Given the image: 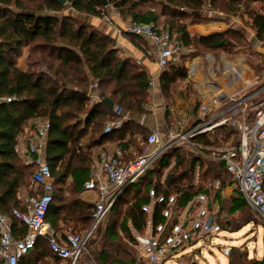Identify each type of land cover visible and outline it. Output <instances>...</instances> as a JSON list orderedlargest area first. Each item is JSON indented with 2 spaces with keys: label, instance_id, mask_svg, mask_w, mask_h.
<instances>
[{
  "label": "trees",
  "instance_id": "1",
  "mask_svg": "<svg viewBox=\"0 0 264 264\" xmlns=\"http://www.w3.org/2000/svg\"><path fill=\"white\" fill-rule=\"evenodd\" d=\"M154 1L162 4L161 13L152 7L143 8ZM219 1L107 0L108 4L104 6L103 0H65V3L60 0H0V212L10 218L12 229L20 225L23 235L26 234V227L14 218L12 211L15 208L24 210V200L19 198V193L29 188L36 171V166L26 164L17 152L18 138L27 127L35 128L38 121L50 124L45 161L52 172L54 194L46 220L60 234L67 231L85 233L92 225V207L83 203L78 195L89 180L93 148L114 134H118L120 139L127 135L131 138L139 135L143 137V146L131 143L138 153H142L150 133L130 121H124L120 130L103 133L105 124L114 120L115 116L102 101L91 103L87 93L92 84L98 85L101 100L109 97L115 107L143 114L150 76L130 58L119 56L114 38L76 18L73 12L104 18L107 8L112 7L122 19L154 24L160 33L168 32L177 42L192 50L195 56L232 53L236 47L244 46L246 37L243 33L228 30L210 35H190L187 26L180 21L192 16L202 19L204 8L214 7ZM225 1L223 9L237 14L239 9H235L234 5L239 8L241 1ZM66 4L70 5L72 13H64ZM246 14L257 38L263 39L264 10L251 9ZM161 18L165 21L159 27ZM38 39L46 44L41 60L44 69L38 72L21 70L17 65L18 59L24 49ZM256 66L263 67L262 61ZM187 77L185 61L172 63L163 70L160 83L167 99L172 97V88L178 80ZM7 98H12V101L7 102ZM143 133L146 135L143 136ZM198 141L211 143L207 137ZM173 156H176L177 162L168 173L164 188V171ZM195 163L196 157L192 153L175 150L162 157L117 199L107 216L123 212V218L119 225L111 221L106 228L109 243L100 251L97 264H146L139 255L131 257L128 246L137 248L133 229L144 234L150 221L153 227L167 222L163 234L167 236L171 227L178 223L179 214L197 195L204 193V180L209 176L222 180L226 175L230 177L223 162H219L203 168L199 182L193 184ZM151 189L166 198L179 195L169 221L163 217L166 203L154 204L151 213L143 211L142 208L151 202ZM236 201L233 200L228 210L231 214L246 205ZM252 221L253 215L245 211L237 223L238 230ZM221 226L223 228L224 221H221ZM122 237L125 243L121 241ZM107 247L114 250L112 261ZM231 253V264H240L238 254L233 249ZM50 254L47 242L40 238L19 264H38Z\"/></svg>",
  "mask_w": 264,
  "mask_h": 264
},
{
  "label": "built area",
  "instance_id": "2",
  "mask_svg": "<svg viewBox=\"0 0 264 264\" xmlns=\"http://www.w3.org/2000/svg\"><path fill=\"white\" fill-rule=\"evenodd\" d=\"M124 31L151 44L160 71L172 63L185 61L191 62L189 73L195 75L204 65L195 62L197 56L191 59L190 49L177 42L168 32L160 33L154 24L133 23ZM256 39L257 53H248L247 56L259 64L264 58V36L259 39L256 35ZM152 53L149 51L146 56ZM204 60L208 78L204 83H193L196 100L188 103L187 112L176 113L173 105L168 106L162 97L152 96L144 104L146 111L164 106L173 116L172 122L166 126V135L151 131L142 154L133 159H126L121 148L99 157L96 170L84 185L86 191H96L98 194L91 210L92 225L85 233L67 231L59 235L46 220L53 201L54 182L50 166L42 159L41 148L46 143L50 124L44 121L36 126L35 138L29 141L27 149L30 157L28 164L36 166L30 184L32 192L23 201L24 210L15 208L12 211L14 218L27 231L22 239H14L10 218L0 212V264H19L40 238L47 242L56 259L76 264L117 199L162 157L175 150H185L196 157L193 184L199 182L201 171L207 163L223 162L231 185L242 194L255 219L264 224V70L257 73L243 56L232 61L222 55L217 62L215 56L207 54ZM149 87L152 94H162L161 85L155 79H150ZM94 88H98V85L95 84ZM6 101L11 102L12 98ZM113 115L115 119L105 125L104 134L122 127L124 110L116 106ZM202 137L209 138L211 143L199 142L198 139ZM176 162L177 158L173 156L168 173ZM165 181L166 178L162 182L164 188ZM204 184L206 189L215 192L224 189L221 179H207ZM149 196L151 202L142 208L143 211L151 213L154 204L166 203L163 217L169 221L179 195L166 198L151 189ZM194 207L195 216L189 218ZM220 220L218 211L210 207L208 194L201 193L190 202L183 216L179 214L178 223L171 227L167 236L163 235L167 222L153 227L150 221L144 234L133 229L139 256L146 264H166L191 243L194 234L206 239L217 236L222 231ZM222 252L230 256L232 248L225 247Z\"/></svg>",
  "mask_w": 264,
  "mask_h": 264
},
{
  "label": "crops",
  "instance_id": "3",
  "mask_svg": "<svg viewBox=\"0 0 264 264\" xmlns=\"http://www.w3.org/2000/svg\"><path fill=\"white\" fill-rule=\"evenodd\" d=\"M70 10H71V7H70ZM73 15L76 18H79L95 26L96 28L104 32L105 34L114 38L116 40V45L118 44L120 49H122V47L126 48L127 51L130 53V55L132 56L133 60H136L135 64L144 68L149 74L150 79L153 78L158 83H160V77L163 71H160L156 64V55L154 54V48L144 38L142 39L146 42V44L149 47V48H146V50L137 48L131 41L127 40L126 37L124 36V34H127V32H125L124 29L123 30L121 29V26L124 24L123 20H121L117 16L112 17L110 18L111 24H108L107 23V20H109L108 17H104L102 20V18L79 14L77 12H73ZM113 21L116 22L115 26H112ZM193 26H194V30L196 28L202 27L199 24H193ZM159 27H161V25H159ZM191 33L190 34L193 35V32ZM210 34H213V33L204 32L201 35H210ZM45 45L46 44L42 39H38L31 46L25 48L23 51V54L18 59V64H17L18 67L23 71H30V72L40 71L41 70L40 67H42L41 60L44 55ZM149 51L153 52L152 55L146 56V53ZM196 58L197 60L195 62L199 63L200 65L201 64L203 65V63H200L201 57H196ZM190 64L191 62L186 63L188 77L185 80H178L177 82L176 86H178V92L176 94L173 93L172 97L170 99H167L163 93L161 95L157 93L152 94L151 89L149 87V93L146 96V102H148V100L152 98V96L156 98L162 97L168 106L173 105V107L177 110L176 113L183 114L187 112L189 110L188 103L192 104V102L196 100V94L193 89V83H204L207 81V78H208L206 73H205L206 74L205 78L204 77H202V79L198 78V74L200 71L197 72L195 75L193 74L191 75L189 73ZM204 67L205 65H203V68ZM36 68H39V70L36 71ZM94 85L95 83L92 84L91 89L87 93V96L90 98L91 103L96 104V103H100L102 100L100 99V92L98 88H94ZM143 110H144L143 114L129 113L128 115H125L124 121L125 122L130 121L134 124L141 125L142 127L148 129L149 132L158 131L162 135H166V131H167L166 126L170 124L173 120V116H171V114L168 112V109L167 108L165 109L164 106H158L155 108H150L148 111H146L143 105ZM41 122H44V121H38V124ZM35 128L27 127L25 131L18 138L17 152L19 156L25 161L26 164H28V161L30 159V157L27 154L28 143L31 139L35 138ZM118 136H119L118 134H114L109 139L105 140L102 144L93 148L92 150L93 156H92V161H91L89 179L91 178L93 172L96 170L98 166L99 157L103 153L112 154L114 153L116 149L123 148L122 150L125 153L126 159H133L134 157H137L138 155L137 148L131 142L133 141L137 145L143 146L144 141L141 139V137L139 135H136L133 138H131L130 136L127 135L125 136V138L120 139ZM46 143H47V140H46ZM46 143L41 148V151H42L41 156L43 160L46 159ZM216 164H219V162H214V163L209 162L205 165L204 168L207 169L210 165H216ZM168 171H169V168H166L164 171L162 182H164L166 176L168 175ZM208 179H214V178L209 176ZM204 181L202 183L204 186V193H207L209 196L210 207L212 210H217L219 213V217L221 219L220 221H224V226L222 228V231L220 232V234L223 233V237L221 238L223 239L222 242H224V245L218 247L219 252L223 254L222 249L225 247H230L233 249L234 252L238 254L240 258V262L242 264H264L263 262L264 253L263 254L257 253L255 251L253 254H251L249 247H247L245 244L238 245L241 243L239 238L233 239L230 237L234 235L235 233H238L239 231H241L244 227L252 226V228H256L258 226L256 221L254 220L251 223L245 225L240 230H238L237 223L239 222V219L242 217L245 211H249L253 215L254 218H255V214L251 210V208L247 205L242 194L234 186L231 185L230 177L226 175L224 179L222 180L224 184V189L222 192H215L213 190L206 189ZM70 182L71 181H69V183ZM29 191L32 192L31 185L29 186V188L27 189L25 188L20 191L19 198L21 200H24L28 196ZM78 198L83 203L93 208L94 204L96 203L98 199V194L96 191H86L83 187V190L82 192L79 193ZM234 199H237L239 203L245 202L246 205L241 208H238L236 212L231 214L229 213L228 210L229 208L232 207ZM187 208L180 213L181 216L185 214V212L187 211ZM195 211H196V208L194 207L189 218H192L195 216L194 215ZM251 231H253V229ZM12 234H13L14 239L16 240L22 239L25 236V234L23 235L20 229V225L19 227L12 229ZM58 234L62 235L60 233ZM202 238L203 237L197 236L194 234L192 236L191 243L185 248H183L182 250H180L174 257L170 258L166 264H198L197 260L199 257L202 256V253H203V247L200 244V240ZM218 239H219V236L216 238V240ZM232 241H237V242L232 243ZM209 243L210 242H208L205 246H209ZM232 254L233 253H231L230 256H225L223 254L227 259V264H231ZM210 255H212L211 252H210ZM56 261H60L64 263L68 262V261H61L59 259H56L53 256V254H50V256L44 257L43 259H41L39 264H53Z\"/></svg>",
  "mask_w": 264,
  "mask_h": 264
},
{
  "label": "rangeland",
  "instance_id": "4",
  "mask_svg": "<svg viewBox=\"0 0 264 264\" xmlns=\"http://www.w3.org/2000/svg\"><path fill=\"white\" fill-rule=\"evenodd\" d=\"M206 1H210V0H206ZM240 1H241L240 2L241 5L239 8H237L238 6L236 7L234 5L235 9L237 10L239 9L237 14L231 11L224 10L223 4L226 3V1L220 0L219 2H217V4L214 7L206 6L204 8L203 13H202L203 14L202 19H198L192 16V17L182 18L180 21L183 22L187 26L189 33L193 32V35H201L204 32L205 33H208V32L220 33V32H226L228 30H236V31L243 33V35H245L246 37V41L243 43L244 44L243 47L241 46L236 47L237 49L234 50L232 53L221 52V53L212 54V55L215 56V58L217 59V62L221 60L222 55L226 56L227 59L232 60V61L243 56L248 60V63L250 64L251 68H254L257 73H262V70L264 69V58L262 59L263 67L258 66L257 68L255 60L250 58V56H247L248 53L249 54L251 53L252 55L257 53V49H256L257 39H256V31L251 28L250 26L251 22L246 12L247 10H251V9H255L259 11L264 10V2L263 0H240ZM65 7H66V11L64 12L65 14L72 13V11L70 10L69 4H66ZM150 7H152L157 13H161L163 11L162 4L157 1H154L151 4H147L143 6L144 9H148ZM106 11H107V16L105 17L109 18V20H107L108 24H111L110 18L116 17V16L120 18L121 20H123L124 22V24L121 26L122 30L126 29L130 24H133L131 20L122 19L117 14L116 10L113 9L112 7L107 8ZM164 19L165 18H161V24H160L161 26H162L163 21H165ZM112 24H113L112 26H115L116 22L113 21ZM193 24H199L202 27L196 28L194 30ZM124 36L129 41L133 40L134 42L132 43L139 49L146 50V48H149L146 42L142 39L135 38L131 36V34L129 33L124 34ZM117 48L119 49L120 57L130 58L134 63H136L135 62L136 60H133L132 56L130 55V53L127 51L126 48L122 47V49H120L118 44H117ZM243 48H246L247 50L244 51L242 50ZM206 55L207 54H203V55L201 54L200 56H197V57H201L200 63H203L205 65L204 68L201 66L200 72L198 74V78L200 79H202V77L205 78V75H206L205 73H207L206 62L204 60ZM190 57L191 59L193 57H196L193 54V51ZM41 66L42 67H40V69L43 70L44 67L43 65ZM37 70H39V68H36V71ZM172 90L176 94L178 92V86H174ZM124 113L125 115H128L130 112H127L126 110H124ZM142 135L145 136L146 133H143ZM142 138L143 137L141 136V139ZM141 154L142 153H138L137 156ZM123 214L124 213L122 212L120 215L114 214V215L107 216V218L100 225L94 238L89 243V245L86 247L85 251L83 252V254L81 255L80 259L78 260L76 264H97V258L99 256L100 251L103 249L105 244L108 245L109 243L108 236L106 234V228L111 224V221H115L117 225H119L123 218ZM254 220L258 224L256 228H252V226L244 227L241 231H239L238 233H235L234 235L230 237L233 239L239 238L241 243L240 244L236 243V244L238 245L245 244L247 247H249L251 254H253L255 251L257 253L263 254L264 253V224L261 221L256 220L255 218ZM252 229L253 231H251ZM218 236H219V239L216 240ZM218 236L213 237L211 239H206L203 237L200 240V244L203 247V253H202V256L199 257L197 260L198 264H227L226 257L222 253L219 252V248H218L219 246L224 245V242H222L223 239L221 238L223 237V233L221 234L219 233ZM121 241L125 243V241L123 240V237L121 238ZM208 242H210L209 246H205ZM235 242L237 241H232V243H235ZM128 248L131 251V257H133L134 255L135 256L139 255V252L136 247L131 248L130 246H128ZM106 249L110 254V261H112L115 258L114 250L109 247H107ZM210 252L212 255H210ZM53 264H71V263L70 262L64 263V262L56 261Z\"/></svg>",
  "mask_w": 264,
  "mask_h": 264
},
{
  "label": "water",
  "instance_id": "5",
  "mask_svg": "<svg viewBox=\"0 0 264 264\" xmlns=\"http://www.w3.org/2000/svg\"><path fill=\"white\" fill-rule=\"evenodd\" d=\"M60 2L65 3V0H60ZM104 6H107V0H103ZM102 102L110 109L113 110L114 102L110 98H104Z\"/></svg>",
  "mask_w": 264,
  "mask_h": 264
}]
</instances>
